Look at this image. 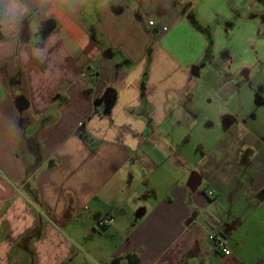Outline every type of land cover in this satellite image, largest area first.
Instances as JSON below:
<instances>
[{"label":"crops","instance_id":"obj_1","mask_svg":"<svg viewBox=\"0 0 264 264\" xmlns=\"http://www.w3.org/2000/svg\"><path fill=\"white\" fill-rule=\"evenodd\" d=\"M39 35L0 34V264H264V0H110Z\"/></svg>","mask_w":264,"mask_h":264},{"label":"clouds","instance_id":"obj_2","mask_svg":"<svg viewBox=\"0 0 264 264\" xmlns=\"http://www.w3.org/2000/svg\"><path fill=\"white\" fill-rule=\"evenodd\" d=\"M110 0H0V34L10 33L20 44L21 33L27 27L31 47L38 43L44 23L59 16L76 18L92 6L106 8ZM35 38V39H34Z\"/></svg>","mask_w":264,"mask_h":264},{"label":"built area","instance_id":"obj_3","mask_svg":"<svg viewBox=\"0 0 264 264\" xmlns=\"http://www.w3.org/2000/svg\"><path fill=\"white\" fill-rule=\"evenodd\" d=\"M153 21L149 22V25H153ZM209 195H213V192H209ZM209 240L215 244L217 250H219L224 256H230L231 255V250L228 246L227 240L220 235H212L209 236Z\"/></svg>","mask_w":264,"mask_h":264},{"label":"rangeland","instance_id":"obj_4","mask_svg":"<svg viewBox=\"0 0 264 264\" xmlns=\"http://www.w3.org/2000/svg\"><path fill=\"white\" fill-rule=\"evenodd\" d=\"M251 9H254V8H251ZM226 42H227V40L225 42H223V43H226ZM221 44H222V41H221Z\"/></svg>","mask_w":264,"mask_h":264}]
</instances>
